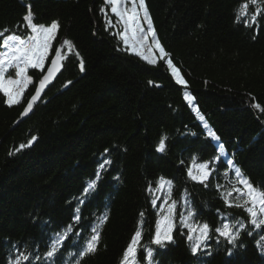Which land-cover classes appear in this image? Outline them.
Here are the masks:
<instances>
[{
    "label": "trees",
    "instance_id": "obj_1",
    "mask_svg": "<svg viewBox=\"0 0 264 264\" xmlns=\"http://www.w3.org/2000/svg\"><path fill=\"white\" fill-rule=\"evenodd\" d=\"M246 2L145 0L156 40L167 54L150 64L126 50L120 23L104 0H0V30L24 34L23 17L31 11L36 24L58 23L45 68L60 44L62 53L58 77L24 120L19 116L42 72L29 70L32 84L20 103L9 107L0 94V264L25 248L42 255L53 233L72 223L77 207L82 219L74 230L81 237L69 233L55 264H76L83 237L105 215L97 251L80 264H121L138 227L140 243L155 249L154 264H264L256 243L264 234L260 230L242 233L236 247L213 231L193 256L177 216L174 242L164 248L150 244L166 197L148 188L155 189L160 177L174 182L178 211L186 214L187 197L200 222L214 228L224 217L246 219L220 198L234 179L231 172L225 176L220 168L204 187L187 176L193 156L210 160L223 144V158L264 188V0L241 8ZM238 10L245 13L239 21ZM169 60L184 83L174 80ZM185 95L193 97L191 103ZM205 122L217 141L208 136ZM162 137L166 148L160 152ZM105 159L111 163L95 191L79 203ZM139 255L143 260L142 251Z\"/></svg>",
    "mask_w": 264,
    "mask_h": 264
},
{
    "label": "snow or ice",
    "instance_id": "obj_2",
    "mask_svg": "<svg viewBox=\"0 0 264 264\" xmlns=\"http://www.w3.org/2000/svg\"><path fill=\"white\" fill-rule=\"evenodd\" d=\"M256 4L257 0H248V2L241 5V8L247 9L248 3ZM104 4L109 6V10L113 16L117 18V22L123 24V30L118 33L123 41L126 49L134 52L140 56L141 59H146L141 52L136 51L137 45L140 41H147L149 34H151V42L161 53V56L167 55L164 49L156 40L153 31L152 22L149 17L148 10L145 6V0H104ZM104 12V8H101ZM261 12L257 8L252 16V23L256 22V16ZM141 13H143V24L147 25L145 29L141 23ZM245 13L237 11L236 20L239 21L240 16ZM24 25L26 28L24 34L9 33L8 29L0 30V94L6 99L4 103L11 107L18 104L22 100L23 92L32 83V77L29 75V70H40L44 73L45 62L48 59L49 52L52 49V42L55 39L58 30V23L53 21L50 25L36 24L34 16L29 11L23 17ZM106 26L111 27L113 22L107 15H105ZM245 26L248 22L245 21ZM21 26H18V28ZM64 45L71 47V42L68 40L63 41ZM55 56L51 59L50 65L47 67L46 73L42 75L39 80L38 87L35 93L31 96L28 104L24 108V113L27 114L32 108L33 104L40 98L42 90L54 79L55 74L60 70L62 64L61 48H55ZM148 63H153L148 60ZM168 68L171 69L172 74L177 77L178 83H184L183 79L179 77L177 69L173 66L172 62L167 61ZM10 70H14V77H9ZM81 70L83 71V64L81 62ZM151 83V82H150ZM185 99L191 103L193 97L185 95ZM254 108H259L257 104L253 105ZM203 121V117L200 116ZM204 128L207 134L213 141H217L218 137L211 131L204 123ZM32 137V140H35ZM166 137H162L157 151L163 152L166 148ZM32 141H29V144ZM21 148L25 145H21ZM224 146L219 144L217 146L216 154L210 160L200 161L199 157L193 156L192 163L187 168V176L191 181L199 183L204 187H208L210 177L220 169L224 168V175L227 176L229 171L234 179L230 183V187L224 192H220V198L224 202L226 208L241 209L245 214L246 219L237 218L232 222L228 217H224L222 223H219L214 228L207 222H200L196 219L198 215L195 209L191 206L187 197H184V204L186 206V214L183 211H178V202L172 198L174 189V182L165 177H160L156 181V187L153 189L149 186L150 193L154 191H161L165 193V200L160 205L161 211L158 213V219L155 222L154 234L150 237V244L159 248H164L167 243L174 242L173 232L177 228L174 222L179 217V224L187 229L185 235L186 241L189 243V249L193 256L198 255L200 251L206 246L207 240L211 238L210 233L215 232L217 237L222 238L224 242L232 247L238 246V241L242 233L248 236L253 235V231L260 230L264 232V188L253 185L242 173L241 169L235 165L232 159H225ZM111 161L105 159L97 168L94 178H89L83 187L79 203H84L88 195L95 191L98 181L102 176L105 165L110 164ZM183 163V162H182ZM219 187L223 188L224 185ZM219 192V188L217 189ZM156 197L153 198V207H156ZM171 201V203H169ZM80 209L76 208V214L72 218V223L68 224L63 230L56 231L46 242V251L42 255L33 256L27 248L18 254H13L9 259L8 264H55V258L60 252L61 246H66V240L70 238L69 233L76 237H81L80 231H75V227L79 224L82 217L79 215ZM140 216L143 217L144 213L141 212ZM99 224L91 228L90 234L83 237V244L79 248L76 255L80 258L76 264H80L85 256L94 254L97 251V246L100 238L98 231L101 224H103L107 216L99 217ZM246 224L249 227H246ZM142 232L138 227L131 238L130 243L122 253L121 264H154L155 249L152 247L145 248L141 243ZM218 243L220 240L218 239ZM264 234L259 236L256 241L257 246L261 251H264ZM15 247V246H14ZM143 252V260L140 259L139 252ZM230 254V253H229Z\"/></svg>",
    "mask_w": 264,
    "mask_h": 264
},
{
    "label": "rangeland",
    "instance_id": "obj_3",
    "mask_svg": "<svg viewBox=\"0 0 264 264\" xmlns=\"http://www.w3.org/2000/svg\"><path fill=\"white\" fill-rule=\"evenodd\" d=\"M142 17H143V13H141V23H142V26L146 29L147 28V25L146 24H143V21H142ZM120 27H121V31L123 30V24L120 23ZM57 33V32H56ZM53 43V42H52ZM124 45V44H123ZM125 47V46H124ZM129 53H132L133 55H136L134 52L132 51H129L128 49H126ZM136 51H139L142 53V55L144 57H146V59H142L144 60L145 62H147L148 60H152L153 63L151 64H155L157 63L158 61L160 60H165V57L161 56V53L159 52V50L155 47V44L151 42V34H149V38L147 41H140V43L137 45V48H136ZM50 54V52H49ZM138 56V55H136ZM140 58V56H138ZM148 63V62H147ZM46 64V62H45ZM168 67V66H167ZM169 69V72L172 74V71L170 68ZM31 70V69H30ZM36 71H39L40 70H36ZM8 76L9 77H14V70H10V72L8 73ZM174 80L177 82V77L174 76L172 74ZM178 83V82H177ZM32 84V83H31ZM30 84V85H31ZM178 84H182V83H178ZM29 85V86H30ZM29 86L27 87V89L29 88ZM27 89L23 92V96L24 94L26 93ZM22 96V98H23ZM6 99V98H5Z\"/></svg>",
    "mask_w": 264,
    "mask_h": 264
},
{
    "label": "water",
    "instance_id": "obj_4",
    "mask_svg": "<svg viewBox=\"0 0 264 264\" xmlns=\"http://www.w3.org/2000/svg\"><path fill=\"white\" fill-rule=\"evenodd\" d=\"M59 48H61V44L58 46ZM56 54V53H55ZM55 54L53 55V57L55 56ZM52 57V58H53ZM51 58V59H52ZM51 59H50V61H49V64L48 65H50V63H51ZM48 67V66H47ZM47 67H46V69H45V71H44V73H46V71H47ZM43 73V74H44ZM59 73H60V70L55 74V77H54V79L42 90V92H41V96H40V98H38V100L33 104V107L34 106H36L38 103H39V101L42 99V97H43V95H44V93H45V91L54 83V81L56 80V78L58 77V75H59ZM42 74V75H43ZM41 78H42V76H41ZM40 78V79H41ZM38 84H39V81L37 82V84L35 85V89H34V91H33V94L35 93V91H36V87H38ZM32 94V95H33ZM31 95V96H32ZM31 98V97H30ZM30 98L28 99V101H27V103H26V105L28 104V102H29V100H30ZM26 105H25V107H26ZM24 107V108H25ZM32 110H33V108L27 113V114H25V115H22V113H24V109H23V111L21 112V114H20V116H19V121H21V120H24L25 118H27L31 113H32Z\"/></svg>",
    "mask_w": 264,
    "mask_h": 264
}]
</instances>
